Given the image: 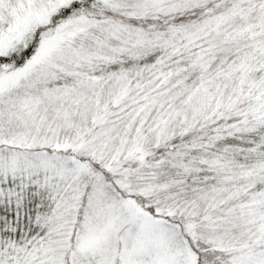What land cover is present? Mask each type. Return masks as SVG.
Listing matches in <instances>:
<instances>
[{"label": "snow or ice", "instance_id": "snow-or-ice-1", "mask_svg": "<svg viewBox=\"0 0 264 264\" xmlns=\"http://www.w3.org/2000/svg\"><path fill=\"white\" fill-rule=\"evenodd\" d=\"M0 264H264V0H0Z\"/></svg>", "mask_w": 264, "mask_h": 264}]
</instances>
